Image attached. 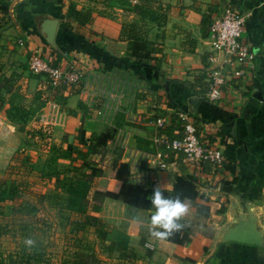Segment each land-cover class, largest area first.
<instances>
[{"label": "crops", "instance_id": "crops-1", "mask_svg": "<svg viewBox=\"0 0 264 264\" xmlns=\"http://www.w3.org/2000/svg\"><path fill=\"white\" fill-rule=\"evenodd\" d=\"M154 3L155 12L164 16L158 23L145 18V36L160 49L159 80L143 79L138 61L119 37L121 24L135 21L137 14L113 0H11L9 22L0 29V72L35 90L39 81L26 65L31 52L52 63L75 62L83 70L82 79L65 86L63 104L45 100L39 119L67 138L73 137L79 124L86 134L109 130L112 136L105 143V153L89 155L103 163L104 173L114 159L127 161L131 180L149 187L151 193L159 185L168 196L175 176L180 175L192 182L196 193L182 200L189 205L188 213L205 211L203 203H208L207 233L199 230L177 245L149 234L152 208H134L104 196L97 216L127 233L134 256L116 257L112 252L102 257L101 264H264V0ZM227 3L243 15L241 39L255 54L250 65L224 63L226 80L220 95L208 100V24ZM75 10L89 18H76ZM45 19H55L52 41L43 29ZM234 68H238L235 73ZM192 97L197 99L194 107L188 102ZM181 110L193 119L200 142L221 149L220 163L194 172L179 160V154L153 142L158 132L168 137L180 133L181 124L175 126L171 118ZM158 116L164 121L155 127ZM5 119L0 112V127ZM13 136L7 128L0 129V171L18 146L19 139ZM164 153L167 166L159 169L156 161ZM232 176L231 188L222 190L221 180ZM238 219L253 223L262 234L261 244L223 239ZM146 242L153 248H147Z\"/></svg>", "mask_w": 264, "mask_h": 264}, {"label": "rangeland", "instance_id": "rangeland-1", "mask_svg": "<svg viewBox=\"0 0 264 264\" xmlns=\"http://www.w3.org/2000/svg\"><path fill=\"white\" fill-rule=\"evenodd\" d=\"M10 1L0 0V29L3 24L9 22ZM113 1L134 10L138 17L134 22L140 24L141 33L145 35L148 30L145 26V18L150 9L155 6L153 4L155 1H139V4L142 3L138 4L139 6H135L137 2L130 0ZM27 71L37 77L41 91L40 97L47 95L49 89L45 77L28 69ZM6 77L8 76L0 77V93L4 101L0 112L4 114V107L13 103L21 108L23 118L10 121L5 117L7 122L1 125L14 135L15 140L19 139L11 160L0 171V186L5 188V191L0 194L4 196L0 200L2 256L10 253L22 257L31 253L38 257L36 260L32 259L31 264H59L60 259L71 258L75 254L79 264H101L102 257H110L104 249V244L102 245L101 241L95 237L90 226L77 228L75 222L77 219H84L83 214H74L63 206L64 193L59 183L62 173L70 174V170L56 172L41 166L42 161L49 155V145L55 143L65 146L69 141L67 134L54 130L51 123L39 119L41 101H37L33 96L37 88L31 90L29 86L23 87L19 79L13 78L6 81L9 79ZM106 145L99 148L101 156L107 149ZM56 166L60 170L62 166L64 169L70 167L68 163H57ZM11 181L14 182L13 187H9ZM200 211L188 213L182 219L181 222L189 227L186 231L194 234L202 230V233H207L205 225L208 223V213ZM29 237L36 241V246L31 250L23 243Z\"/></svg>", "mask_w": 264, "mask_h": 264}, {"label": "trees", "instance_id": "trees-1", "mask_svg": "<svg viewBox=\"0 0 264 264\" xmlns=\"http://www.w3.org/2000/svg\"><path fill=\"white\" fill-rule=\"evenodd\" d=\"M140 1L147 2V0ZM150 1L153 2L155 0ZM138 4L135 6H139L142 3ZM153 4L155 5L154 2ZM154 8H156V5L150 9L146 18L158 23L164 15L158 11L155 12ZM74 13L78 19H80V16L83 19L89 18L88 16L85 17L79 11L75 10ZM139 26L134 21L123 22L119 37L126 41L129 54L133 55L139 63L143 79L147 83H150L161 78L157 65L161 54L156 43L148 39L145 35H142ZM0 77L3 78L5 76L0 73ZM6 78H9L6 81L11 79L10 77ZM65 86L66 84L63 83L54 86L48 83L49 92L47 95L40 97L41 91L38 88L34 91L33 96L37 101H41V105L47 99L63 104L64 95L62 92ZM3 102L0 93V107H2ZM82 106L84 107V105ZM92 106L95 107L96 105L93 104ZM3 110L5 117L10 121H18L23 118L21 108L16 104H8ZM171 120L175 126L181 124L178 116H173ZM111 136L112 132L109 130H104L99 133L89 132L86 134L85 129L79 124L75 134L65 146L55 143L49 145V155L42 161L41 166L50 168L56 172L70 170V174L62 173L63 175L59 184L64 193V196H62L64 201L63 206L74 214H83L85 216L84 219H77L75 222L77 228H83L85 226L92 227L95 237L101 241L102 245L104 244V249L107 254L114 252L118 257H133L134 253L127 243V233L118 227L109 225L105 220L98 217L97 211L104 196L119 199L134 208L149 209L152 208L150 200L152 193L149 187H145L131 180L129 176L130 167L127 161L118 158L114 159L110 165L109 172L106 174L101 167L88 157L91 153L98 152L100 150L99 148L105 145L107 139ZM57 163H68L70 167H65L64 169L62 166L60 170L56 166ZM234 180L235 176H232L230 179H222L220 188L224 191L229 190ZM9 185V187H13L14 182L11 181ZM171 190L172 195L169 196H179L182 200L184 198H193L196 195L192 182L180 175L175 176ZM4 191L5 188L0 186V194ZM162 191L165 196H168L164 190ZM3 198L4 196L0 195V200ZM207 204V202L203 203L206 213L209 209ZM221 210L219 208V211ZM188 228V226L183 228L180 232L168 238V240H171L177 245L185 244L189 241L191 235H193L191 232L186 231ZM76 258L75 254H73L71 258L60 259L59 264H79ZM32 259H38L37 255L29 253L26 256L17 257L13 254L6 253L2 256L0 252V264H31Z\"/></svg>", "mask_w": 264, "mask_h": 264}, {"label": "built area", "instance_id": "built-area-1", "mask_svg": "<svg viewBox=\"0 0 264 264\" xmlns=\"http://www.w3.org/2000/svg\"><path fill=\"white\" fill-rule=\"evenodd\" d=\"M243 15L231 4H225L221 11L210 18L208 24V43L210 51L207 55L206 90L208 100L219 97L221 87L225 83L226 73L222 69L224 63H231L235 67L250 65L254 58V51L249 44L241 39L243 29ZM27 69L33 73L43 75L49 85L60 83L75 85L83 77V70L75 62L64 64L52 63L51 60L38 52H31L26 59ZM238 68H234V73ZM181 121L180 133L168 137L162 132L154 135L153 142L163 146L173 155L179 154V160L191 170L198 171L203 165L214 166L221 162V149L199 141L193 119L186 110L177 112ZM164 118L158 116L154 119L155 127L162 125ZM166 153L157 161V167L163 169L167 166ZM96 163V162H95ZM103 168V163H96ZM144 245L151 249L149 242Z\"/></svg>", "mask_w": 264, "mask_h": 264}, {"label": "clouds", "instance_id": "clouds-1", "mask_svg": "<svg viewBox=\"0 0 264 264\" xmlns=\"http://www.w3.org/2000/svg\"><path fill=\"white\" fill-rule=\"evenodd\" d=\"M152 211L149 217V234L156 240H166L187 227L181 223L189 212V205L179 196L171 197L163 194L162 188L157 185L150 197ZM31 250L36 246V241L29 237L23 241Z\"/></svg>", "mask_w": 264, "mask_h": 264}, {"label": "water", "instance_id": "water-1", "mask_svg": "<svg viewBox=\"0 0 264 264\" xmlns=\"http://www.w3.org/2000/svg\"><path fill=\"white\" fill-rule=\"evenodd\" d=\"M43 29L45 31L47 39L52 41L55 30V19H45L43 23ZM193 107L195 106L196 97L189 98L188 101ZM71 135L68 136L70 141ZM223 239H232L245 243L261 244L262 234L261 232L246 219H238L232 226L227 228L223 235Z\"/></svg>", "mask_w": 264, "mask_h": 264}]
</instances>
